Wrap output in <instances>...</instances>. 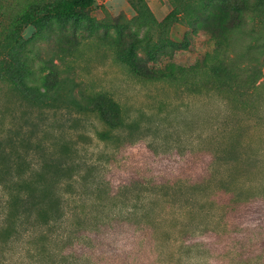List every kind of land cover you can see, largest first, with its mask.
Returning a JSON list of instances; mask_svg holds the SVG:
<instances>
[{
	"label": "rangeland",
	"instance_id": "1",
	"mask_svg": "<svg viewBox=\"0 0 264 264\" xmlns=\"http://www.w3.org/2000/svg\"><path fill=\"white\" fill-rule=\"evenodd\" d=\"M56 1L0 0V223L11 194L60 217L0 264H264V0ZM61 78L113 125L33 100Z\"/></svg>",
	"mask_w": 264,
	"mask_h": 264
},
{
	"label": "trees",
	"instance_id": "2",
	"mask_svg": "<svg viewBox=\"0 0 264 264\" xmlns=\"http://www.w3.org/2000/svg\"><path fill=\"white\" fill-rule=\"evenodd\" d=\"M142 1V0H141ZM249 0H229V3L225 5L228 11H234L239 9L240 6H244L248 3ZM95 0H58L53 4L49 5L43 11L46 15L56 16L61 19H71L76 17L80 12L90 9ZM145 7V6H144ZM179 10L176 8L167 18V22L173 20L177 15ZM34 26L40 31L39 22H36ZM78 44H71L67 46H51L49 48V56H43L45 49H40L38 54L43 59V61L50 67L54 66L55 63L64 62L67 58L75 57L77 54ZM42 55V56H41ZM68 79H71L68 76ZM59 78V76H57ZM70 82V81H69ZM67 85V80H58L56 86L49 90L46 93H41V97H34L33 100L39 105H46L47 107L53 108H75L79 112H91L101 110L106 113L107 121L113 125L115 121V115L119 116V105L111 100L109 104H105L101 98H84L75 96L74 93L70 92L68 95H65V86ZM20 204L16 206L13 200V195L7 198V206L1 216L0 223V244H7L13 239L14 234H18L17 238L12 240H19L22 238L20 235H32L35 232H46L48 227H51L53 224H56L59 221L58 216H53L48 218L44 222L40 223L39 221H33V215L29 212V207L31 205V195L28 193L24 194L22 197H19ZM24 226H26L24 228ZM11 229L15 231L10 234L11 237L8 239H3L1 234L9 232ZM23 229V233H22ZM20 236V238H19ZM15 237V236H14Z\"/></svg>",
	"mask_w": 264,
	"mask_h": 264
}]
</instances>
